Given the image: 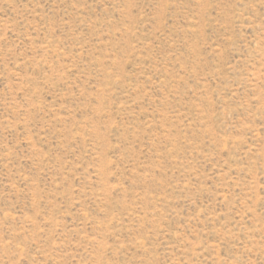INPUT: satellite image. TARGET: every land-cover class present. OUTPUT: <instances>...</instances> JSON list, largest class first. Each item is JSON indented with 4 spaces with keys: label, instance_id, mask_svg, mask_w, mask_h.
Here are the masks:
<instances>
[{
    "label": "rangeland",
    "instance_id": "374dc122",
    "mask_svg": "<svg viewBox=\"0 0 264 264\" xmlns=\"http://www.w3.org/2000/svg\"><path fill=\"white\" fill-rule=\"evenodd\" d=\"M0 264H264V0H0Z\"/></svg>",
    "mask_w": 264,
    "mask_h": 264
}]
</instances>
